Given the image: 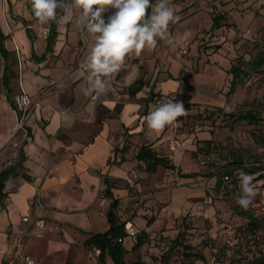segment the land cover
<instances>
[{
  "label": "crops",
  "instance_id": "0c3cea01",
  "mask_svg": "<svg viewBox=\"0 0 264 264\" xmlns=\"http://www.w3.org/2000/svg\"><path fill=\"white\" fill-rule=\"evenodd\" d=\"M191 2L172 0L180 17L170 24L173 36L186 34L177 27L183 18L218 5L217 0H207L204 8L193 12L186 8ZM185 8L193 13L186 16ZM114 12L108 9L102 16L107 20ZM15 22L24 26L17 30L25 59L19 84L33 103L25 135L16 133L15 97L11 99L8 88L0 96V172L5 168L16 172L4 181L0 193V264H24L26 255L35 264H99L98 255L84 241L92 233L107 231L113 222L127 220L141 232L124 237L125 260L166 263L169 242L178 236L185 218L203 217L216 224V215L225 206L219 198L223 186L218 187L225 174L220 176L215 164L199 165L197 153L212 150L216 136L210 123L197 124L189 106L218 96L210 88L195 91L183 77L188 67L178 53L179 46L159 41L155 50L126 59L111 81L112 92L94 99L82 92L86 87L83 65L91 43L86 28L58 25V41L48 51L50 23L42 30L37 19L28 15ZM67 45L71 46L68 53ZM64 52L68 57L61 59ZM156 93L179 97L186 108V115L178 118L184 144L175 152L169 149L171 126L159 133L147 128L145 117ZM212 112L213 117L219 114ZM199 113L206 115L205 108ZM142 146L165 156L171 165L160 164L150 171L148 162L137 158ZM133 170L138 177H133ZM9 178L14 187L6 190ZM38 190L45 204L41 216L47 219L48 232L16 244L9 232L24 227L22 217ZM138 240L141 245L135 248ZM107 264H114L110 257Z\"/></svg>",
  "mask_w": 264,
  "mask_h": 264
},
{
  "label": "rangeland",
  "instance_id": "374dc122",
  "mask_svg": "<svg viewBox=\"0 0 264 264\" xmlns=\"http://www.w3.org/2000/svg\"><path fill=\"white\" fill-rule=\"evenodd\" d=\"M206 1L192 0L186 8L194 9V12L204 8ZM217 2L218 5L204 11L191 12L193 14L183 18L177 26L186 32L183 34L185 42L178 48L179 55L188 67L186 76L183 77L193 84L195 91L212 89L217 94L215 96H218L217 100L195 102L189 107L193 108L197 124L208 122L214 126L211 131L216 139L211 156L216 160L215 170L218 174H225V164L229 161L233 162V168L238 167V163L245 162L246 165L253 166L251 168L255 171H249L246 166L242 168L245 169L243 173L254 175L253 183L264 186V167H261L264 165V64L253 66L251 63H242L243 67L249 69L235 91L229 92L233 77L229 73L231 65L239 58L248 61L259 58L264 53V0ZM186 8L183 14L187 16L191 13ZM207 11L213 15L208 16ZM24 15L34 16L31 0H0V21L8 34L5 44L9 50L7 59L0 52V96L6 95L9 87L12 100L20 90V72L25 62L23 49L17 40V30L20 26H27L26 23L22 26L15 21H20ZM45 25L40 24V28ZM57 41L54 40L53 47ZM69 47L71 46H66L67 53ZM67 53L64 55V52L61 59L68 57ZM8 63L9 70H6ZM220 69L228 71V75ZM6 76L9 78L8 86L5 85ZM175 100L181 101L179 97H175ZM203 107L206 115L199 113ZM213 110L220 115L213 117ZM242 110L253 111L259 118L253 123L236 119L234 115ZM19 132L17 130L16 133ZM240 173L242 172L238 170L231 175V178H238L236 185L227 182V188L219 190V198L224 201L225 206L218 211L216 224L213 225L208 218L190 216L191 219L185 218L180 223V234L185 243L193 245L194 249H184L171 239L165 264H247L264 253V218L259 223L260 228H248V218L236 203L240 195ZM184 250L200 252L206 260L200 262L198 256H185Z\"/></svg>",
  "mask_w": 264,
  "mask_h": 264
},
{
  "label": "clouds",
  "instance_id": "9594fccd",
  "mask_svg": "<svg viewBox=\"0 0 264 264\" xmlns=\"http://www.w3.org/2000/svg\"><path fill=\"white\" fill-rule=\"evenodd\" d=\"M31 9L42 25L74 23L86 28L91 43L83 65L86 87L82 92L94 99L112 92L111 81L126 59L155 50L159 41L173 47L184 42L182 36H173L169 31L170 24L180 20L172 0H31ZM108 9L115 12L105 20L102 14ZM184 115L183 102L165 99L152 108L145 120L150 133H159ZM239 178L236 203L247 210L259 190L253 183L254 175L240 173ZM5 187H14L12 178Z\"/></svg>",
  "mask_w": 264,
  "mask_h": 264
},
{
  "label": "trees",
  "instance_id": "16d2710c",
  "mask_svg": "<svg viewBox=\"0 0 264 264\" xmlns=\"http://www.w3.org/2000/svg\"><path fill=\"white\" fill-rule=\"evenodd\" d=\"M153 1H155V0H153ZM22 21H23V23H26V20H22ZM57 27H58L57 23L50 22L49 33L47 35V50L48 51H53L54 40L56 39V36L58 34ZM7 38H8V34L3 30L2 25H1V21H0V52L2 53V55H4V57L6 59L8 58V54H9V50L5 44V41ZM242 63H244L246 65H248V63H251V64H253V66L254 65L261 66L264 64V53H262V55L259 58H254V59H251L248 61L244 60V58H239L236 63H233L231 65V67L229 68V73L232 74L233 77H232L231 85H230V89H229L230 93L235 91L237 84H239V82H241L243 80V76H245L246 70L249 69V68L247 69L246 66L243 67ZM6 70H9V63L6 65ZM13 74L14 73H12V75ZM8 84H9V78L6 76L5 85L8 86ZM8 89H10V88L8 87ZM234 117L236 119H244V120L249 121L251 123L255 122L259 118L253 111H245V110L237 112L234 115ZM200 149H203V148L201 147ZM212 151L213 150H211V149L210 150L206 149V150L202 151L204 154H206L210 157V159L205 163L207 165H209V163H211V164L216 163V160L213 159L211 156ZM137 158L142 159V160H146L148 162L147 167L150 171L155 170L156 167L160 164H162L164 166H170L171 165L168 158H166L165 156L158 155L157 152H155L154 150H152L148 146H142V148L140 149V151L137 155ZM232 163L229 161L227 164H225V166L227 167V170L225 171L223 181L221 180L218 183L219 188H221L222 186H223V188L224 187L227 188V186H228L227 182H232L234 185H236L235 183L237 182L238 178H236V177L231 178V175L238 172V170L243 173L245 171V169H242L243 167L247 166V169L249 171H251V172L255 171L254 169L251 168L253 166L246 165L245 162L238 163V165H237L238 167H235V168L231 167ZM261 167H264V165ZM15 175H16V172L14 171L13 168H5L0 172V193H1L2 187L4 186V181L8 177L15 176ZM226 175L229 176L230 180L225 179ZM238 207H239V209H241L245 212V215L248 218V225H247L248 228H251L254 230H256L257 228H260L259 223L264 218L263 212L253 208L251 205L249 206V208L247 210L242 209L239 205H238ZM125 223L126 222H124V221L113 222L112 226L107 231L92 233L84 241V245L88 250L94 251V248L100 249V253L98 254L99 264H107V258L108 257H110L112 259L114 264H142V262L139 260H135V261H131V262H127L125 260L126 249L124 247L123 239L125 236L128 235L127 231L125 229ZM174 241L176 243L182 245L184 247V249H190V250L194 249L193 245L185 243L183 235L180 233L174 239ZM139 245H141L140 240H138V242L136 243L135 248H137ZM184 251H185L184 252L185 256H188V257L198 256V258H200L204 261L206 260L204 254H202L200 252H193V251L187 252L186 250H184ZM164 260H166V258ZM160 264H165V263L162 262ZM247 264H264V253L261 254L260 256L254 257L252 260L248 261Z\"/></svg>",
  "mask_w": 264,
  "mask_h": 264
},
{
  "label": "built area",
  "instance_id": "2783aa9c",
  "mask_svg": "<svg viewBox=\"0 0 264 264\" xmlns=\"http://www.w3.org/2000/svg\"><path fill=\"white\" fill-rule=\"evenodd\" d=\"M170 99L176 101L174 97L156 93L151 97V103L154 107L158 102ZM32 98L31 96L23 89L20 90L15 95V111L18 116V129L23 131L25 135L27 134L26 120L32 109ZM171 126L173 128V136L169 140V149L173 152L177 151L180 147L183 146V139L180 137V124L177 119ZM197 159L200 163H206L210 157L203 152L197 153ZM132 175L134 178L138 177V172L133 170ZM225 179H229V176H225ZM257 187L258 194L254 198L251 206L264 213V186L261 184L255 185ZM107 199L106 195H102V202H105ZM140 201L136 202V205H139ZM45 209V204L41 198V193L38 190L36 195L29 199V208L27 213L22 217V222L24 227L18 231H10L9 237L16 244H23L30 237H43L48 232V222L47 219L41 216V212ZM125 229L127 234L130 236H137L141 232V228L132 222L127 220L125 223ZM96 255L100 253V249L94 248L93 251ZM24 264H35V260L30 256H24Z\"/></svg>",
  "mask_w": 264,
  "mask_h": 264
}]
</instances>
